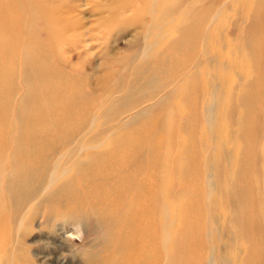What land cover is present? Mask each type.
Listing matches in <instances>:
<instances>
[{
    "label": "rangeland",
    "instance_id": "rangeland-1",
    "mask_svg": "<svg viewBox=\"0 0 264 264\" xmlns=\"http://www.w3.org/2000/svg\"><path fill=\"white\" fill-rule=\"evenodd\" d=\"M209 1L188 0L187 6L194 10ZM221 1L227 8L217 15L222 3L215 5L205 43L199 26L161 29L169 41L163 57L151 55L144 40L152 32H145L151 0H125L127 7L118 0H0L7 22V264H121L118 235L130 221L132 227L146 223L149 264H264L262 129L259 121L250 128L252 114L239 102L248 93L244 82L260 74L246 69L248 50L235 38L252 30L242 18L253 13L242 0ZM170 2L166 15L180 6ZM191 16L187 11L180 17ZM236 21L242 27L230 33ZM255 22H264V15ZM187 33L193 35L173 45ZM161 58L167 65L158 70ZM45 68L53 74L42 73ZM137 69L145 73L136 77ZM58 72L63 85L57 84ZM219 73L228 78L232 99L226 90L216 91ZM149 77L157 81L152 92L141 87ZM129 88L135 92L126 100ZM261 92L260 85L249 90ZM165 93L167 104L155 107ZM213 104V120L205 121ZM145 108L149 114L135 119ZM97 113L103 115L99 125L73 133L84 120L90 127ZM33 134L40 154L16 152V138ZM81 137L92 147L101 141L76 150ZM68 138L78 140L66 146ZM139 152L149 159L125 164ZM81 156L92 163H74ZM131 179L151 190L149 201H120L113 193L126 190Z\"/></svg>",
    "mask_w": 264,
    "mask_h": 264
},
{
    "label": "bare ground",
    "instance_id": "bare-ground-1",
    "mask_svg": "<svg viewBox=\"0 0 264 264\" xmlns=\"http://www.w3.org/2000/svg\"><path fill=\"white\" fill-rule=\"evenodd\" d=\"M120 2L119 6L120 7H127V5L125 4V0H118ZM143 1V0H142ZM171 0H151L150 6L148 8V16L149 18H151L150 23L151 24H146V28H145V32L147 29H152L151 34L146 33V36L144 37L145 42L148 41V49H152L153 51L150 53L151 55L155 54L158 56H163L165 57L167 50H166V44L169 43V41H164L163 38V34L160 35V31L161 29L167 30V28L173 24H176L177 26H182L183 28L185 27H192V28H197L199 26V35H201L202 33V38L201 39H205L204 43L206 42V40L208 39V36L210 34H212V30L211 29H207V27L211 26L212 22L216 19V16L218 15V12H222L223 10H225V8H227V2L221 1V0H211L209 2H206L204 6L200 7V8H196L194 10H192V8L189 9V7L187 6V2L188 0H178L180 2V6L175 7L171 13V15H166L165 13H163V11L166 10V8H168L169 6H171ZM176 1V0H175ZM250 1V0H249ZM247 0H242L243 4L245 3L248 6V12L250 13L252 12L253 14L249 15L250 18L246 19L245 16L242 18V24H246V29L249 28V26L251 27V31L249 32L247 30V34L243 37H239L238 35L235 37L236 39H240V40H244L242 41V45L248 50L247 52V57L249 58V61L247 62L248 67L246 69H251V68H255L258 73L260 74L258 77L251 79L250 82L247 81L244 82L245 84V91H247L248 93L245 94V98L240 99L242 108H244L245 110H249V112H251L250 114H252L250 117V128L254 125H256V123L259 121L260 122V126H261V140L264 142V22H262L261 24H257L255 22V20L257 19V16L259 15H264V0H252L251 2H249ZM194 2V1H193ZM189 3V2H188ZM210 3H212L210 5ZM219 3L221 4L220 9L216 10V14L210 15L212 14V10H215V5ZM241 3V2H240ZM23 5V4H22ZM235 5V4H233ZM232 5V6H233ZM237 5V4H236ZM244 6V5H243ZM29 7H31V4H29ZM236 7V6H235ZM240 9V8H239ZM187 11H192V16L191 18H186V19H182L180 16H182L185 12ZM4 12L3 9L0 11V264H7V22H3L4 20ZM233 15V12H232ZM213 16V17H212ZM195 17H198L197 19H195ZM219 18V17H218ZM217 18V19H218ZM244 19V20H243ZM70 18H66L65 22L69 23ZM53 22V21H52ZM71 24V23H70ZM72 25V24H71ZM71 25H69L68 27H71ZM76 26L74 25V28ZM206 27V28H205ZM223 27V26H222ZM242 27V25L240 26V23H238V21H236L233 26L232 29L229 31L230 33H234L237 32V30L239 31L240 28ZM77 28V27H76ZM176 28V27H175ZM202 28V29H201ZM205 28V30L203 29ZM69 29V28H68ZM67 29V30H68ZM206 29H207V33H206ZM217 29V28H216ZM204 30V32H203ZM219 30V29H218ZM244 30V29H243ZM150 32V31H149ZM172 32V31H171ZM216 33V32H215ZM191 34V33H190ZM189 33L186 34H181L180 36L177 37V39H175L172 43L173 45H179L180 43H182L184 40L187 39L188 36H190ZM170 35V34H169ZM193 34H191L192 36ZM230 36V35H229ZM212 37V36H211ZM245 37V38H244ZM209 40V39H208ZM221 40V39H220ZM260 41V45L258 43V45L256 44V41L259 42ZM211 41V40H210ZM222 41V40H221ZM217 42V41H216ZM224 42V41H223ZM228 42V41H227ZM237 42V41H236ZM24 43V42H23ZM222 43V42H221ZM28 44V42H27ZM166 45V46H165ZM203 45V44H202ZM221 46V45H220ZM205 44L202 48V52L203 54L207 57L208 59V64L210 63V55L207 54V50L205 48ZM227 47V46H226ZM143 49V48H142ZM181 51V49L179 50ZM187 50H185L186 52ZM182 52V51H181ZM234 54V53H233ZM28 55V54H27ZM134 56V55H133ZM141 56V55H140ZM227 57V54L225 55ZM256 56H260L261 60L263 57V61H259L256 62L255 57ZM203 57V56H202ZM23 58V57H22ZM135 58V57H134ZM234 59V58H233ZM168 60V59H167ZM206 60V58H205ZM221 61V60H220ZM233 61V60H232ZM237 61V60H236ZM138 62V61H137ZM136 62V63H137ZM235 62V61H234ZM233 62V63H234ZM144 65L146 63H148V59L143 60ZM203 62L200 61L197 64V67L199 65V67L201 68V66H203L202 64ZM217 63V62H216ZM229 64V63H228ZM232 64V63H231ZM239 64V63H238ZM167 65V61L166 59H160L157 63V67L158 70L165 67ZM198 67V68H199ZM206 67V66H205ZM244 67V66H243ZM242 67V69H243ZM27 68V66H26ZM211 69V68H210ZM228 69V68H227ZM238 69V68H237ZM53 69L52 68H45L42 69L41 72L42 73H49L53 74ZM209 71V70H207ZM233 71V70H232ZM238 71V70H237ZM212 72V71H211ZM244 72V71H243ZM117 73V70H116ZM134 73L136 75V77H141L145 72H142L141 70H134ZM198 73V72H197ZM57 74V84L63 82V76H61V74L58 72ZM246 74V73H245ZM185 75V74H184ZM208 75V74H207ZM212 75V73H211ZM209 75V76H211ZM183 76V75H182ZM213 76V75H212ZM126 77V76H125ZM218 80L220 81V88H217L216 84L215 85V89L216 91L219 90L220 92H224V90H226V94L229 95L230 99H232V96H230L232 94V90L231 87L227 88L226 87V82L227 79L225 77V75L223 73H219L218 74ZM237 77V76H236ZM216 78V77H215ZM207 78H205L206 80ZM214 79V78H213ZM131 80V79H130ZM122 81V80H121ZM26 82V81H25ZM157 81L154 78H148L147 80L144 81L143 84H141V87L143 89H148V91L152 92L154 90V87H152L154 84H156ZM24 83V82H23ZM160 83V82H159ZM203 83V82H202ZM62 84V83H61ZM119 84H123V82H119ZM177 84V83H176ZM242 84V85H244ZM63 85V84H62ZM256 85H260L262 87V92L257 95H253L252 93H249V90L252 89L253 87H255ZM136 85L134 84V87ZM165 86V85H164ZM181 87V86H180ZM244 87V86H243ZM116 89H121L120 86ZM205 89V88H204ZM212 90V89H211ZM118 90L112 89L111 91L108 92H112V93H117ZM204 91V90H203ZM244 90H240L239 95H241L243 92H245ZM135 89L134 88H129L126 92V94H129V96H124V99H128L131 98L130 94H134ZM145 92V91H143ZM224 96V95H223ZM23 97V96H22ZM222 97V96H221ZM168 94H164L155 104V107H160V108H164V106L167 104V102L169 101ZM142 99V98H141ZM140 99V100H141ZM224 100V99H223ZM226 101V100H225ZM262 102L261 107L260 108H256V103L257 102ZM175 103H177V100L175 101ZM220 103V102H219ZM217 103V104H219ZM205 104V103H204ZM203 106V105H202ZM211 110L209 111V115L208 117H206L205 121L211 122L213 120L212 116L214 114V104L213 107H210ZM220 108V107H219ZM149 108H145L143 110H141L136 116L135 119H138L140 117L143 116H147L149 114ZM73 111H75V109H73ZM202 112V111H201ZM240 112V111H239ZM119 113V112H118ZM219 114V113H218ZM171 115V114H170ZM103 115H99V113H97L95 119H93L90 122V127L87 126L86 121L84 120L81 123V127L76 130L75 132H73L74 134H86V132H88V129L95 127L99 124H96L97 122V118L102 117ZM115 116V115H114ZM116 116L117 113H116ZM232 116V113H231ZM204 117V116H203ZM109 119V120H108ZM107 120H105V124L107 122H110L112 120L111 118H108ZM189 119V118H188ZM219 119V117H218ZM237 121L239 120V122H241L240 117L238 116ZM178 120V119H177ZM134 122V119H132L131 122L125 124L124 126H122V129L125 127H128L129 125H131ZM103 125V124H102ZM212 126V123H211ZM88 127V128H87ZM204 128V127H203ZM209 128V127H208ZM239 128V127H238ZM211 130H213L211 128ZM217 130V129H216ZM215 130V132H216ZM116 131V130H115ZM220 131V130H218ZM212 132V131H211ZM250 132L252 133V131L250 130ZM24 133V131L22 132ZM25 133H27V131H25ZM44 133V132H43ZM215 134V133H214ZM217 134V133H216ZM224 134V133H223ZM32 135V134H31ZM255 135V134H254ZM37 135H34L32 137H27V138H16L17 140V148H15L16 152H26L31 156H36L39 155L40 153V149H38V147L33 144V142L38 141L37 140ZM83 136V135H82ZM212 136V135H211ZM240 136V135H239ZM77 137V136H75ZM80 137V136H79ZM78 137V138H79ZM82 138V137H81ZM80 138V139H81ZM178 138V137H177ZM72 138H68V140H66L64 143L67 146L68 144H75V142L78 139H75V141L71 140ZM181 139V138H180ZM212 139V138H211ZM216 139V138H215ZM178 140V139H177ZM81 142H79V144L77 145V147L75 148L76 150H83V148H96V146L99 145L101 138H98V140L96 141V144L93 146V144H89V142L86 141V139H84V137L82 138V140H79ZM95 141V140H94ZM71 142V143H70ZM222 142V141H221ZM181 144V143H179ZM201 144V143H200ZM216 144V143H215ZM91 145V146H90ZM115 145V144H113ZM188 146V145H187ZM101 147V146H100ZM120 147V146H119ZM110 148V147H109ZM126 148V147H124ZM204 148V147H203ZM216 148V147H215ZM140 149V148H139ZM138 149V151H140ZM171 149V148H170ZM179 149V148H178ZM203 150V149H201ZM205 150V148H204ZM212 150V149H211ZM67 151V150H66ZM154 151V150H153ZM188 151V150H187ZM53 152V151H52ZM118 152V151H117ZM67 154L70 152H66ZM144 152H139V154H135L133 156V158H131L129 161H127V165L132 166L135 165L136 160L137 161H144L146 162V160L149 159V156L147 154H143ZM202 153V151H201ZM206 153V152H205ZM224 153V152H223ZM262 153H264V150L262 151ZM204 154V153H203ZM209 154V152H208ZM71 155V154H70ZM162 155V154H161ZM210 155V154H209ZM219 155V154H216ZM121 156V155H120ZM131 156V155H129ZM155 156V155H154ZM207 156V155H206ZM59 157V156H58ZM61 157V155H60ZM215 157V155H214ZM219 157V156H217ZM236 157V155H235ZM78 161H74V163L76 162L77 165H79L78 163H84L85 162H91V158L89 157L88 159L86 157H79L77 158ZM75 159V160H77ZM87 159V161H86ZM160 159V158H159ZM158 159V160H159ZM165 159V158H164ZM207 159V158H206ZM214 159V158H213ZM217 159V158H216ZM261 160V159H260ZM166 161V160H165ZM212 161V158H211ZM233 161V160H232ZM62 163V162H61ZM148 163V162H147ZM155 163V162H152ZM164 163V162H163ZM208 163V162H207ZM216 163V162H215ZM227 163V162H226ZM73 164V163H71ZM227 165V164H226ZM70 166V165H69ZM80 166V165H79ZM165 166V165H164ZM206 166V163H205ZM236 166V165H235ZM250 166V165H249ZM244 167V166H243ZM93 168V167H92ZM226 168V167H225ZM232 168V167H231ZM163 169V168H162ZM97 170V169H96ZM226 170V169H225ZM151 171V170H150ZM149 171V172H150ZM153 171V170H152ZM59 172V171H58ZM226 172V171H225ZM65 173V172H63ZM148 173V172H147ZM208 173V172H207ZM217 173V172H216ZM219 173V172H218ZM60 174V173H59ZM214 174V173H213ZM229 174V173H228ZM215 175V174H214ZM216 177V176H215ZM220 177V176H219ZM218 177V178H219ZM230 177V176H229ZM228 177V178H229ZM184 178V177H183ZM207 178V177H206ZM155 179V178H154ZM186 179V178H185ZM157 180V179H156ZM228 180V179H227ZM207 181V180H206ZM58 182V181H57ZM129 184L127 185V189L123 190L121 188L116 189L115 191L112 190L111 192H113L118 199L123 200L126 197H130L131 199H133L134 201H138L141 198L144 199L145 201H149L151 199V190L149 189H141V187L139 186L140 184L137 183L135 181V179H131L128 181ZM229 182V181H228ZM220 185V184H219ZM30 186V185H29ZM217 186V185H216ZM171 187V186H170ZM208 187V186H207ZM153 189V188H152ZM45 190V189H44ZM162 192V191H161ZM165 192V191H164ZM206 192V189H205ZM228 192V191H227ZM165 194V193H164ZM210 196V195H209ZM166 197V196H165ZM163 199V198H162ZM219 199V198H218ZM36 200V199H35ZM179 200V199H178ZM220 200V199H219ZM26 201V200H24ZM213 201V200H212ZM211 202V201H209ZM134 204V203H133ZM170 204V203H169ZM211 204V203H210ZM219 206V205H218ZM30 207V206H29ZM32 207V206H31ZM176 207V206H175ZM133 208V207H132ZM135 208V207H134ZM26 209V208H24ZM212 211V210H211ZM56 212V211H55ZM138 212V211H137ZM208 213V212H207ZM28 216V215H27ZM208 216V215H207ZM161 217V216H160ZM211 217V216H210ZM162 218V217H161ZM215 218V217H214ZM264 218V217H263ZM177 219V218H176ZM132 222L130 221L129 223H127V229L124 231H120L119 232V242L117 243L116 246V252L117 254H120V261L122 264V260H127V264H149L150 263V255H149V241H150V235L148 234V228H146V223L143 224V222H141L140 225H135V226H131ZM212 223V222H209ZM215 224V223H214ZM80 225V224H79ZM82 225V224H81ZM162 225V224H161ZM77 229L78 226L75 225ZM24 227V226H22ZM96 227V226H95ZM25 228V227H24ZM29 228V227H28ZM232 228V227H231ZM230 228V230H231ZM35 230V229H34ZM216 230V229H214ZM20 231V230H19ZM162 231V230H161ZM16 234V233H15ZM172 234V233H171ZM71 235H74V232H71ZM231 235V234H230ZM234 237V236H231ZM40 238V237H39ZM207 238V237H206ZM221 238V237H219ZM230 238V237H229ZM213 239V238H212ZM37 240V239H36ZM35 240V241H36ZM129 240V241H128ZM46 241V240H45ZM49 241V240H48ZM37 242V241H36ZM211 243V242H210ZM223 243V242H221ZM16 244V243H15ZM225 244V243H224ZM26 247V245H24ZM235 246V245H234ZM163 247V246H162ZM239 247V246H238ZM163 249V248H162ZM211 249V248H210ZM215 250V249H214ZM168 252V251H167ZM236 252V251H234ZM239 252V250H238ZM20 253V252H18ZM23 253V252H22ZM165 253V251H164ZM230 253V252H229ZM25 254V253H24ZM40 254V253H39ZM44 255V254H43ZM230 255V254H229ZM15 256V255H14ZM214 256V255H213ZM221 256V255H220ZM231 256V255H230ZM43 257V256H42ZM208 257V256H207ZM206 257V258H207ZM215 257V256H214ZM140 258V261H139ZM45 259V258H44ZM143 259V260H142ZM216 259V258H215ZM235 259V258H234ZM237 259V258H236ZM41 260V259H40ZM54 261V260H53ZM70 261V260H69ZM207 261V260H206ZM44 261H42L43 263ZM111 263V262H110ZM109 263V264H110ZM112 264V263H111ZM234 264V263H233Z\"/></svg>",
    "mask_w": 264,
    "mask_h": 264
}]
</instances>
